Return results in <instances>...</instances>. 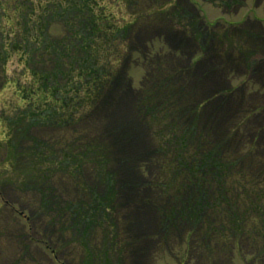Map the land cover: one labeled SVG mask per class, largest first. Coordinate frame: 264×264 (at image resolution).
Here are the masks:
<instances>
[{
    "label": "rangeland",
    "instance_id": "374dc122",
    "mask_svg": "<svg viewBox=\"0 0 264 264\" xmlns=\"http://www.w3.org/2000/svg\"><path fill=\"white\" fill-rule=\"evenodd\" d=\"M233 2L105 0L120 30L114 54L98 62L91 101L56 127L30 122L24 98L34 75L57 71L60 92L80 102L70 61L81 53L65 23L45 37L33 28L27 37L52 41L57 65L47 44L24 47L18 14H0L10 56L0 58V264H261L264 0ZM35 142L46 146L39 165L25 158ZM167 143L189 162L210 156L197 184L173 159L171 175L161 168ZM252 200L262 214L241 215Z\"/></svg>",
    "mask_w": 264,
    "mask_h": 264
},
{
    "label": "trees",
    "instance_id": "16d2710c",
    "mask_svg": "<svg viewBox=\"0 0 264 264\" xmlns=\"http://www.w3.org/2000/svg\"><path fill=\"white\" fill-rule=\"evenodd\" d=\"M104 1L105 0H0L1 15H7V12H10V14L15 13L16 15L18 14V17L24 21L22 25L17 24V26H21L19 30L22 29L21 33L17 36H20L22 33L24 36L26 35L25 40L27 43H24V47L26 49L38 46V44L44 46L48 43L46 42V39L43 41L38 39V42L33 44L31 39L27 37L30 32H32L33 28L36 29L34 31L35 33L37 32L38 34H41L43 37H45L47 36L48 30L51 26L57 25V22H62L65 23L66 28L68 27V32L74 34V36L71 38L75 45L73 48L80 52L82 56L81 60L75 61V59H73L70 61L72 65H79L80 68L78 77L81 78L82 81H79V84L80 86H83L80 102L79 100L75 101L77 98L76 94V96L72 95V98L71 96H67V94H62L60 92L55 82V79L58 76L57 71L53 73H44V75L38 74L36 76L37 81L35 90L31 91L30 94H26V98H24L25 100L28 99L31 104L27 106L25 110V115H29L28 119L30 122L36 123L38 125L43 123H51L54 127L58 126L59 124L68 123L71 121V117L74 116L75 107H80V105L85 107V104L91 101V97L94 95L97 85L100 83L101 79L100 72L102 69L100 68L101 65H99L98 62H105L108 57L114 54V43L120 31L116 27L113 15L110 14L111 12H109L107 7H100V5H103ZM9 17L10 16L7 18ZM2 31L0 29V58L5 59L6 57L9 58L10 56H7L8 50L4 48L5 45H3L4 43L1 36L3 34ZM10 33L16 34V29L11 28ZM99 41L103 42L104 44L102 48L100 47ZM51 42L52 41L47 44L48 51H50V53L54 56V62L58 65L62 63L61 58L63 57L61 53L57 52ZM8 45L9 49L12 51L19 50L16 49L15 44ZM67 46H69L70 49H73L70 43H68ZM69 47H65L63 49L67 51V48ZM63 54L65 55V52ZM1 61H3V59ZM40 104L45 108L42 111L37 112L41 107ZM167 146L168 154L172 156L169 158V155H167V160L165 161L162 158L159 159V164L162 166L161 168L168 171V173L171 175V170H173V168H170L168 165L172 164L173 159L175 161V165H177L175 169H179L177 170L179 171L178 174H183L185 177H188L197 184L205 175L203 174V171H201L203 159L208 160L210 156L208 154H202L198 162H196V159H194L192 162H189V158L184 156V150L180 148L177 149L175 144L168 145L167 143ZM173 146H175V149L172 148ZM178 146L183 147V143L181 142V144ZM45 147V145L35 142L34 147L31 149L32 151L28 152V154L25 155V158H29V160L34 161V163L39 165V161H41V155L46 151ZM81 149L84 150L88 156H93L95 154L94 150L89 146H81ZM210 160L212 161V158ZM91 161H94V156ZM215 164V169L212 171L211 176H214V179L216 180L222 179L225 171L223 166H221V160L215 161ZM41 176L43 177L42 173H38V178ZM173 178L175 179V177L172 175V179ZM258 186L259 185L257 183L254 185V187L252 186L253 190L250 192L253 196L258 193L255 192V190L259 191L260 188H255ZM257 198L260 199L261 197ZM94 199H96V204L94 207L99 209L101 201L97 198ZM224 201V198L221 199V202H219L218 199L213 200L214 205L223 204L225 203ZM255 203L256 201L254 200H252V202L250 201L248 204L244 202V211L241 212V215H245L247 217V214L248 216L251 214L252 216V212L260 215L261 208L258 205L260 202H258L256 206ZM213 210H215V206H213ZM80 211L88 213L84 208ZM256 217L257 215L255 214V216L252 218L256 219ZM262 217H264V214ZM217 237L219 238V235H217ZM261 239V244L264 245V243H262L264 242V237ZM259 259L261 264H264V252L261 254Z\"/></svg>",
    "mask_w": 264,
    "mask_h": 264
},
{
    "label": "flooded vegetation",
    "instance_id": "af4514ba",
    "mask_svg": "<svg viewBox=\"0 0 264 264\" xmlns=\"http://www.w3.org/2000/svg\"><path fill=\"white\" fill-rule=\"evenodd\" d=\"M214 1V0H213ZM216 1V0H215ZM224 2H226V4H223V6H224V8H227L228 9V7H230V6H233V4H234V2H233V0H226V1H224ZM228 6V7H227Z\"/></svg>",
    "mask_w": 264,
    "mask_h": 264
}]
</instances>
